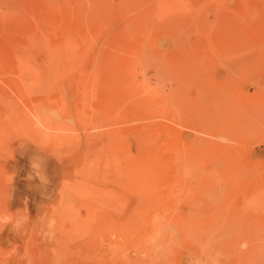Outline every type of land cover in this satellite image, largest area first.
Wrapping results in <instances>:
<instances>
[{"label": "rangeland", "instance_id": "rangeland-1", "mask_svg": "<svg viewBox=\"0 0 264 264\" xmlns=\"http://www.w3.org/2000/svg\"><path fill=\"white\" fill-rule=\"evenodd\" d=\"M13 216L0 264H264V0H0Z\"/></svg>", "mask_w": 264, "mask_h": 264}, {"label": "clouds", "instance_id": "clouds-1", "mask_svg": "<svg viewBox=\"0 0 264 264\" xmlns=\"http://www.w3.org/2000/svg\"><path fill=\"white\" fill-rule=\"evenodd\" d=\"M37 163H33L32 167L33 169H39L36 167ZM38 173V171H37ZM39 176V175H38ZM0 223L3 224V226H8L9 224L12 226L14 230L18 229V224H17V217L13 216L12 218L8 219L7 221H4L2 217H0ZM50 224L54 223L52 221L49 222ZM194 257H199L204 264H220V258L215 257L214 253H209L208 255H204L199 248H196L194 251H191V254L188 255L186 254L185 259L187 264H191L192 258ZM210 257H214V259H211Z\"/></svg>", "mask_w": 264, "mask_h": 264}, {"label": "crops", "instance_id": "crops-1", "mask_svg": "<svg viewBox=\"0 0 264 264\" xmlns=\"http://www.w3.org/2000/svg\"><path fill=\"white\" fill-rule=\"evenodd\" d=\"M159 44L162 46V47H165L167 44H169V42L167 40H162L159 42Z\"/></svg>", "mask_w": 264, "mask_h": 264}, {"label": "bare ground", "instance_id": "bare-ground-1", "mask_svg": "<svg viewBox=\"0 0 264 264\" xmlns=\"http://www.w3.org/2000/svg\"><path fill=\"white\" fill-rule=\"evenodd\" d=\"M10 124H12V123H10Z\"/></svg>", "mask_w": 264, "mask_h": 264}]
</instances>
